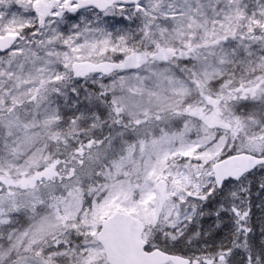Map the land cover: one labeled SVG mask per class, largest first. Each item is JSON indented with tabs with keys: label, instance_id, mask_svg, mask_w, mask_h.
Returning <instances> with one entry per match:
<instances>
[{
	"label": "snow or ice",
	"instance_id": "1",
	"mask_svg": "<svg viewBox=\"0 0 264 264\" xmlns=\"http://www.w3.org/2000/svg\"><path fill=\"white\" fill-rule=\"evenodd\" d=\"M0 264H264V0H0Z\"/></svg>",
	"mask_w": 264,
	"mask_h": 264
}]
</instances>
